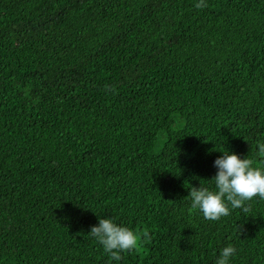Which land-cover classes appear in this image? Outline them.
Listing matches in <instances>:
<instances>
[{"label":"trees","instance_id":"trees-1","mask_svg":"<svg viewBox=\"0 0 264 264\" xmlns=\"http://www.w3.org/2000/svg\"><path fill=\"white\" fill-rule=\"evenodd\" d=\"M197 2L0 0V264H264V199L187 198L264 168V0ZM100 218L148 242L112 261Z\"/></svg>","mask_w":264,"mask_h":264},{"label":"clouds","instance_id":"clouds-1","mask_svg":"<svg viewBox=\"0 0 264 264\" xmlns=\"http://www.w3.org/2000/svg\"><path fill=\"white\" fill-rule=\"evenodd\" d=\"M196 8L207 6L206 0H198ZM259 153L264 155V143L258 144ZM222 153L214 162L216 175L208 180L214 184L211 187H192L189 192L191 209L199 210L207 220L216 221L228 216L233 209L243 208L246 201L255 197L264 199V168L254 167L252 160L241 158L228 150ZM89 235L93 237L108 253L112 261H119L121 253L134 250L143 240L148 242V234L140 237L129 227L117 224L112 219L100 218L98 226H93ZM237 249L229 245L220 252L216 264H230Z\"/></svg>","mask_w":264,"mask_h":264}]
</instances>
